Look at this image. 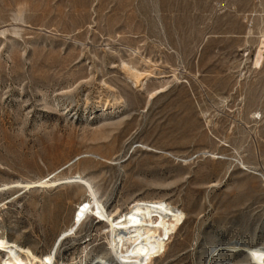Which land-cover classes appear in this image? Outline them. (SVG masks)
I'll use <instances>...</instances> for the list:
<instances>
[{
	"label": "rangeland",
	"instance_id": "1",
	"mask_svg": "<svg viewBox=\"0 0 264 264\" xmlns=\"http://www.w3.org/2000/svg\"><path fill=\"white\" fill-rule=\"evenodd\" d=\"M263 37L264 0H0V238L114 261L107 223L70 232L93 201L61 182L79 174L113 218L137 200L184 212L145 264L263 246ZM44 178L60 183L25 186Z\"/></svg>",
	"mask_w": 264,
	"mask_h": 264
},
{
	"label": "bare ground",
	"instance_id": "2",
	"mask_svg": "<svg viewBox=\"0 0 264 264\" xmlns=\"http://www.w3.org/2000/svg\"><path fill=\"white\" fill-rule=\"evenodd\" d=\"M133 76L139 77V74L137 75L136 72ZM44 179L46 180L44 181ZM44 179L30 182L25 186L31 187L43 184L55 186L60 183V181ZM61 182H80L87 186L90 195L93 197L92 202L90 199L87 202L80 203L77 207L70 232L74 229L73 226H77L88 214L97 217L101 222L107 223L109 227V255L114 261H109L106 255L103 256V254L98 256L91 264H145L153 246L160 242H166L184 221L182 210L176 209L163 201L145 202L137 200L131 205L128 212L113 218L105 206L96 198L91 184L81 175L72 176L68 180H61ZM70 232L66 231L62 236L64 237ZM0 249L6 253V257L0 260V264H32L33 261H39L40 264H54V253L39 258L30 248H21L4 238H0ZM224 250L241 251L247 254L246 256H250L255 264H264V245L252 247L246 243L213 248L207 257L206 264H222L217 258ZM21 253H24L25 256L23 257ZM68 264L86 263L70 262Z\"/></svg>",
	"mask_w": 264,
	"mask_h": 264
}]
</instances>
